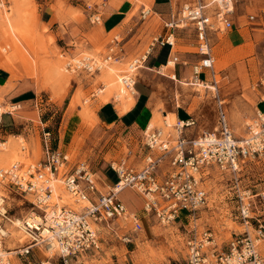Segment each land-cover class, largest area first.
Listing matches in <instances>:
<instances>
[{"label": "rangeland", "instance_id": "obj_1", "mask_svg": "<svg viewBox=\"0 0 264 264\" xmlns=\"http://www.w3.org/2000/svg\"><path fill=\"white\" fill-rule=\"evenodd\" d=\"M199 1L178 0L177 8L184 4L194 5ZM104 2L108 4L116 2V6H125L128 11L124 24L110 34L104 33L100 24L89 21V5L97 7ZM16 4L19 7L21 5L20 21L24 20L21 22L23 36L20 37L23 46L16 48L11 39H5L6 36L0 26V57L6 59L11 73L8 85L5 88L0 87V110H8L6 114L10 116L14 114L13 123L7 122L6 118L5 126L0 125V143H5L0 144V152H4L6 147L16 142L17 146H20L17 148L20 157L16 161L38 163L43 158L41 146L43 133L50 131L53 147L68 153L70 168L85 164L93 172L103 175L108 184L117 178L111 168L113 162L125 158L133 167H141L143 157L147 153L143 145L142 128L138 125L109 124L98 117V109L104 103L100 94V89L104 86L101 73L106 68L93 75L86 72L64 71L68 78L66 82L61 80L60 84L51 65L60 63L65 70L71 57L83 53L105 52L108 42L116 33L124 47L125 55L122 61L111 64V67L120 75L127 69L130 60L147 50L156 35L166 33V29L162 27L163 21L158 16L142 18L140 15L144 4L150 5V0H0V13L7 10L13 12V16L16 17L14 11ZM250 15L256 16L253 22L248 20ZM261 17H264V0H235L234 27L209 33L210 53L214 58V69L219 83L217 90L209 91L205 99H198L196 85L185 87L162 74L163 72L171 74L172 69L161 71L157 66L153 70L145 68L138 70V83L150 84L153 91L149 100L139 101L137 114L146 102L150 106L143 112L140 123H149L154 115H158L154 125L164 126L167 119L163 117V113L169 114L180 108L182 111H188L197 120L196 125L190 128L193 135L213 131L218 127L217 104L218 98H221L225 102L228 124L234 136L238 140L245 136L247 124L255 115L256 109L261 105L264 109V26L260 23ZM176 31L174 51H177L180 60L177 71L179 72L181 67L186 71L183 77L191 82L194 81L191 79V67L205 56L200 52L192 23ZM69 35L71 40L67 38ZM168 51V47L163 48L154 58L164 60ZM225 55L229 58L225 64L218 67V62ZM146 65L152 68L154 61L147 62ZM178 77L181 78L179 74ZM19 81L25 82L23 88L30 90L32 100L21 102L25 96L8 94ZM3 90L7 92L3 93ZM110 97L109 100H116V92ZM12 104H19L20 107L13 110L10 106ZM86 105L89 107L87 112L84 109L87 108ZM176 122L177 119L171 124ZM22 144L27 146L25 152L23 150L19 152ZM16 161L9 162L1 168H6L8 164ZM241 167L242 170L237 175L238 182L233 175L221 172L216 166H210L205 170L204 186L209 191V203L198 212V230L200 232L204 229L211 230L217 247L223 251L232 237L244 231V226L237 218L236 183H239L241 189H249L254 194L264 190V157L249 159ZM58 183L61 184L57 181ZM61 185L64 192L58 194L60 205L76 210L86 205L72 199L64 185ZM108 190L103 188V191ZM125 191L129 201L133 203L129 205L122 195L119 197L127 204L128 210L137 212L143 222V229L134 230L130 219L114 221L110 228L113 226L116 233L113 229L101 226L100 229L103 231L101 251L81 255L80 259L72 256L75 260L79 259L77 263L73 261L74 264H185L188 253L185 228L189 226L187 224V227L180 226L178 221L169 225L159 223L154 215H148L143 210V199L137 191L133 189ZM0 193L7 197L5 207L11 220H24L30 211L40 216L41 212L35 208L30 196L13 191L7 184L3 187L0 185ZM182 213V218L186 220L185 212ZM1 219L3 228L8 230L12 227L11 221ZM19 231H23L20 238L25 240L19 242L8 235L3 240L5 248L17 251L29 242L28 234L21 228ZM127 238L132 241H128ZM36 247L23 257L13 254V264L39 263L43 260L52 264H64L54 249L53 256L48 257L44 254L45 246Z\"/></svg>", "mask_w": 264, "mask_h": 264}, {"label": "built area", "instance_id": "obj_2", "mask_svg": "<svg viewBox=\"0 0 264 264\" xmlns=\"http://www.w3.org/2000/svg\"><path fill=\"white\" fill-rule=\"evenodd\" d=\"M178 1V0H176ZM89 21L101 24L102 13L89 5ZM235 0H200L196 4H184L173 9L165 21L164 35L155 36L147 50L129 61L121 73L123 86L128 94L137 95V72L144 68L156 46H175V31L189 23L194 25L199 38L200 52L205 56L194 64L196 80L204 70L216 77L214 58L210 53L209 33L230 30L234 27ZM144 7L142 18L152 15ZM255 15L248 20L253 22ZM264 26V17L260 18ZM119 40L111 43L107 54L83 53L71 57L66 64L69 72L96 74L118 59ZM173 61H177L174 58ZM224 100L218 98V127L193 137L185 134L196 125V119H179L175 124L165 120V126L147 124L143 131V145L147 149L141 168L133 167L127 160H117L111 168L117 181L107 193L99 190L100 176L85 164L70 168L68 153L55 149L50 131L43 133V158L38 163L16 161L0 169V182L13 191L30 196L32 203L41 213L39 226L32 228L25 220V233L29 242L14 251L4 246L8 235L0 233V264H13V254H30L34 247L54 249L64 264L72 256L100 249L101 226L110 228L114 221L129 219L130 212L119 197L126 189L137 191L143 199V210L154 215L159 223L169 225L182 220L185 212L188 253L185 264H264V190L254 194L241 189L236 183L237 218L244 231L232 237L226 249L220 250L214 234L209 229L198 230V212L209 203V191L204 186L206 168L216 166L221 172L233 175L238 182L239 173L247 160L264 157V109L259 106L247 124V133L237 139L229 127ZM264 105V104H263ZM6 111L0 110V125ZM11 113V112H10ZM171 127V129H169ZM25 152L27 146L22 144ZM59 181L76 202H86L80 210L60 205L53 201L55 183ZM59 197V196H58ZM7 197L0 193V219L6 218ZM134 230L141 231L143 225L137 214L131 219ZM3 220H0L2 226ZM130 241L129 238H127ZM25 264V263H22ZM28 264H49L46 261Z\"/></svg>", "mask_w": 264, "mask_h": 264}, {"label": "crops", "instance_id": "obj_3", "mask_svg": "<svg viewBox=\"0 0 264 264\" xmlns=\"http://www.w3.org/2000/svg\"><path fill=\"white\" fill-rule=\"evenodd\" d=\"M113 3L114 4H108V3L104 2V3H102V5H99V6L96 7L102 13V23L100 24V26H101L102 30L104 31V33H106V34H110L113 31L116 32V30L118 28H120L124 24L126 19H127V17L125 16L126 13L128 12L127 8H125V6H122V5H121V7H118V6H116V2H113ZM123 5H125V4L123 3ZM178 5L179 4H178V2L176 0H150V9L153 12L151 16H153V15L158 16L159 19H161L163 21L162 22V27H163V29H165V27H164L165 21L169 18L171 11L173 9L175 10ZM144 7H146V6L144 5ZM141 13H140V15H141ZM176 32L177 31H175V34H176ZM159 35H162V34L159 33L156 36H159ZM67 38L71 40L70 35L67 36ZM116 38L119 40V48L121 50L118 52V57L119 58L116 59V61H113L112 64L122 61V59H123V57L125 55L124 47L121 45V41L119 39V36H116V33L113 34V37L108 42L105 52H100V53L90 52V53L99 54V55L107 54L111 43L114 42V40ZM175 38H176V36H175ZM197 39H198V43H199L198 36H197ZM167 47H168L169 51H168L167 57L164 60H159V59L154 58V57H157L156 53H159L163 48H167ZM174 47L171 48L170 46H163V47H161V46L157 47L156 46L153 49L151 55L149 56L148 62L154 61V65L152 67L154 69V68H156L159 65H160L159 67H161L162 65L167 64L170 60H173L174 59L173 57L175 56V58H177V61H174V66L172 68H170V69H172V73H175V75L177 77H178V74H179L181 76L180 79H182V78L186 79V77H183L186 74L185 73L186 71H183L181 69V67H179L180 68L179 72L177 71V65L180 64V60H179V56L177 55V51H174ZM196 63H194V64H196ZM194 64H193V66H194ZM193 66L191 67V76H192L191 79L194 80V81H191V82H197L196 77L194 76V73H193ZM144 68L145 69H149V70H153V69H150L151 67H149L147 65ZM214 71L216 73V77L215 78H213L211 76V71L210 70H204V72L199 76L198 79L202 80V81H210L212 83H215L216 86H217L219 81L217 80V72H216L215 69H214ZM167 75H168L169 78H171L170 74H167ZM167 75H165V76H167ZM10 77H11V73H10L9 69L4 68V67H0V87L5 88L6 85H8V82L10 81ZM138 82H139V80L137 79V84H136V91H137L136 102H135V105L132 107V109L130 111H128L126 113H120V111L117 109V105H118V103H116L117 100H109V101L104 102V103H102L100 105V107L98 109V117L101 120H103L104 122H107L109 124H127V126L138 125L144 131L145 127L150 122L149 123H144V124L140 123V121H141L140 118H141V116H143V112H145V110L148 109L147 108V106H148L147 102L144 104V106H142V109L139 111L138 114H137V109H138V106H139V103H140L139 101H141V99H148L149 100L153 91H152V88H151L150 84H148V83L147 84H145V83L139 84ZM24 84H25L24 81L17 82L16 86H14V88L12 90L8 91V94L10 93L11 95L22 96V97L25 96L24 99L21 100V102L32 100V98L30 97L31 92H30V90H26L25 88H23ZM6 92H7L6 90H3V93H6ZM95 100H97V99L95 98ZM174 112H176V114H177V120L186 119V118L192 117L189 114L188 111H186V110L182 111V110H180V108H177ZM6 118H7V122H9V123H13L14 122V118L12 116H10V115L6 116V114H5L3 116L2 126H5ZM161 127L166 128L165 122H164V126H161ZM169 129H171V127ZM190 133H192V132H190V129H187L186 132H185V134L188 135L189 137L195 136V135H193V133L192 134H190ZM58 149H60V148H58ZM42 157H43V148H42ZM144 158H145V156L143 157L142 165L144 163ZM123 159H125V158H123ZM120 160H122V159H120ZM142 165H141V167H142ZM141 167H139V168H141ZM95 173L98 176H100L101 180L99 182V190L102 193H107L110 190V188L117 181V178H116V180L111 181L108 184L107 181H106V178L103 175H101L98 172H95ZM106 185H108V186H106ZM103 188H108L109 190L108 191H103ZM129 203L131 205L133 202L131 203V201H129ZM129 212H130V210H129ZM134 213L137 214L136 211ZM139 219H140V217H139ZM140 221H141V219H140ZM177 221L179 222L180 226H184L185 222H186V220H184L183 218H182V220H177ZM141 223L143 224L142 221H141ZM110 229L112 230L113 226ZM102 232L103 231H100V244H102V239H103ZM113 232L116 233V231H114V229H113ZM130 241H132V240H130ZM101 249H102V246L100 245V249L99 250H92V251L84 252V253H81V254L76 255L74 257H78L79 258L81 255L89 254L90 252H93V253L96 254L99 251H101ZM73 258L70 257L67 264H70V263L74 264L73 261H75V263H77L76 261H78L80 259L79 258V259L75 260ZM133 264H137V263H133Z\"/></svg>", "mask_w": 264, "mask_h": 264}, {"label": "bare ground", "instance_id": "obj_4", "mask_svg": "<svg viewBox=\"0 0 264 264\" xmlns=\"http://www.w3.org/2000/svg\"><path fill=\"white\" fill-rule=\"evenodd\" d=\"M2 2V1H1ZM3 3V2H2ZM17 3V2H16ZM145 6H147L146 8H150V5L148 4H144ZM1 7V6H0ZM4 7V6H3ZM21 7V5H20ZM20 7L18 4H16V8H15V14H16V17L13 16V12H9L6 10L5 13H0V26H1V29H2V32L5 34L6 38L5 39H11L14 46L16 48H20V45H22V40L20 37L23 36V31L24 29H22L23 25L21 26V22H23L22 20L20 21ZM12 8V7H10ZM13 9V8H12ZM14 17V18H13ZM0 29V30H1ZM1 33V32H0ZM1 35V34H0ZM3 36V34H2ZM9 44V43H8ZM11 47V45H9ZM23 46V45H22ZM241 47V46H239ZM14 48V47H13ZM17 51V50H16ZM19 51V50H18ZM23 51V50H22ZM235 51V50H233ZM232 51V52H233ZM244 51V50H243ZM251 51V50H250ZM14 52V51H13ZM16 53V52H15ZM20 53V52H19ZM14 54V53H13ZM172 54V53H171ZM15 55V54H14ZM18 55V53H17ZM16 56V55H15ZM6 57V56H5ZM17 57V56H16ZM11 58V57H10ZM19 58V57H18ZM175 58V56L173 57ZM229 58L228 55H225L224 58H222V60H220L218 62V67L219 65L222 66L223 64H225V61ZM13 59H16V58H13ZM10 60V59H8ZM7 60V61H8ZM174 60V59H173ZM173 60H170L167 64H164L162 65L161 67H159V69L161 71H164L165 69H170L174 66V61ZM14 61V60H13ZM9 62V61H8ZM36 62V61H35ZM10 64V63H9ZM34 64V62H33ZM12 65V64H11ZM160 66V65H159ZM0 67H4V68H7L9 69L8 67V64L6 63V59L3 60V58L0 57ZM36 67H37V64H36ZM51 68H52V71L55 75V77L57 79H59V83L61 82V80L64 82H66L65 80H67V76L65 74L64 71H67L66 68L64 70V68L62 67V65H60V63H55L53 65H51ZM37 69V68H36ZM150 69H153V68H150ZM103 71V70H102ZM116 71V70H115ZM114 71V69L111 67V65H109L102 73H101V81L104 82V86L103 88L100 89V94L102 96V99L104 100V102H107L109 101V98L110 95L114 94L116 92V100L118 101V105H117V109L120 111V113H126L128 111H130L132 109V107L135 105V102H136V96L134 95H131V94H128L127 90L125 89V87L123 86V83H122V78H121V74L119 75L118 73H116ZM123 72V71H122ZM38 73V71H37ZM49 75V73H46ZM45 74V75H46ZM162 74L164 75H167V72H163ZM50 76V75H49ZM139 76V74H138ZM168 76V75H167ZM41 77V76H40ZM170 77L171 79L175 80L177 83L185 86V87H189V86H192V85H196V91L198 92V99H205L208 97V92L211 91V90H217V86L210 82V81H202V80H197V82H190L188 81L187 79H180L179 77H177L175 75V73H171L170 74ZM70 78V76H69ZM39 80V78H37ZM46 79V78H45ZM100 79V78H99ZM37 80V81H38ZM142 80V79H141ZM62 83V82H61ZM60 83V84H61ZM42 85V84H41ZM156 97V96H155ZM155 97H153V99H155ZM38 98V97H37ZM152 99V98H151ZM116 101V102H117ZM155 101V100H154ZM20 103V102H19ZM39 103V102H38ZM8 105V104H7ZM42 105V104H41ZM11 108L13 110H17L20 105L19 104H12L10 105ZM24 106V105H23ZM87 106V105H86ZM177 106H180V104H177ZM150 107V106H149ZM88 106L87 108H84L86 109V112L88 110ZM4 111H8V110H3ZM84 114H87L84 112ZM89 114V113H88ZM7 115V114H6ZM14 117V114L11 115ZM237 116V114H236ZM239 116V114H238ZM160 117V116H159ZM163 117L165 119H167L169 121V123L171 124L172 121H174L175 119H177V114L176 112H171L169 114H165L163 113ZM228 117V116H227ZM158 118V115H154V117L152 118V120L150 121V125H154V121L157 120ZM238 119V118H236ZM160 120V119H159ZM163 120V119H162ZM197 121V120H196ZM243 124V123H242ZM239 125V124H238ZM243 126V125H242ZM2 127V126H1ZM161 127V125H160ZM239 127V126H238ZM170 128V127H169ZM241 128V127H240ZM44 129V128H43ZM1 130V129H0ZM47 130V129H46ZM238 130V128L236 129V131ZM240 130V129H239ZM43 131V130H42ZM239 132V131H238ZM240 132H242L240 130ZM43 133V132H42ZM240 134V133H239ZM242 137V136H241ZM20 139V138H19ZM41 139V138H40ZM12 141V139H11ZM7 142V141H6ZM19 142V141H18ZM55 142V141H54ZM1 144V143H0ZM2 144H5V143H2ZM1 144V145H2ZM0 145V146H1ZM8 145V144H7ZM18 147L20 146H17V143L16 142H13L12 145L10 147H6V150L4 152H0V168L1 166L4 167L5 164L9 163V162H12V161H16V159L19 156L18 154ZM2 149V148H1ZM36 149V148H35ZM20 150V149H19ZM32 150V149H31ZM34 150V148H33ZM19 152H22V149L21 151ZM34 155V151H32ZM36 152V151H35ZM21 154V153H20ZM22 156V155H21ZM33 157V156H32ZM22 159V158H21ZM40 160V159H39ZM29 161V160H28ZM30 163V162H29ZM12 164V163H11ZM10 165L8 164L7 167H9ZM6 167V166H5ZM6 167V168H7ZM4 182H0V185L1 187L4 186ZM108 186V185H106ZM54 188H55V194L53 195V201H58V194H60L63 189H62V185L61 184H56L54 185ZM64 192V191H63ZM125 190L124 192L122 191L120 194L122 195L124 201L130 205L129 203V199L128 197L125 195ZM64 195L66 196V194L64 193ZM25 196V195H24ZM63 196V195H62ZM72 197V196H71ZM227 197V196H226ZM70 197H68L69 199ZM74 199V198H72ZM64 200V198H63ZM75 202V201H74ZM63 203V202H62ZM83 203H86V202H83ZM87 204V203H86ZM11 205V204H10ZM81 205V204H80ZM78 206V205H77ZM130 220L133 219L134 217V212L133 211H130ZM16 219V218H15ZM2 220V219H0ZM25 222H27L29 224V226H31L32 228H36L39 226V222L41 221V217L35 213L34 211H30L28 213V215H26L25 217ZM12 223V227L8 230H6L5 228H3V226H1L0 224V233L1 234H5V235H9V237H12L13 239H18L19 242H22L24 241L22 238H20V235L22 234L20 230V228L22 230L25 231V224L27 223H24L22 219H16V220H12L11 221ZM8 224V223H7ZM6 224V225H7ZM8 226V225H7ZM10 227V226H8ZM19 229V230H18ZM105 233V232H104ZM106 234V233H105ZM24 235V234H23ZM8 237V238H9ZM20 238V239H19ZM27 238V237H26ZM14 245V244H13ZM15 247V246H14ZM39 247V246H38ZM36 247V248H38ZM44 247V246H42ZM13 248V246L11 247ZM35 248V247H34ZM18 249V248H17ZM41 249V248H40ZM46 249V248H45ZM44 249V254L48 257H51L53 256V250H48ZM20 250V249H19ZM32 252V251H31ZM23 257V256H22ZM59 259V258H58ZM62 261V260H61ZM46 262H49V264H52L50 261H46ZM63 263V262H62Z\"/></svg>", "mask_w": 264, "mask_h": 264}]
</instances>
